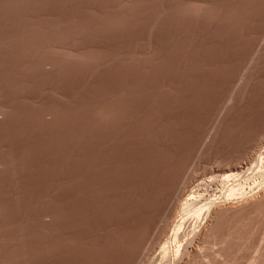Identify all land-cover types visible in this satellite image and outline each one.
<instances>
[{
    "label": "rangeland",
    "instance_id": "obj_1",
    "mask_svg": "<svg viewBox=\"0 0 264 264\" xmlns=\"http://www.w3.org/2000/svg\"><path fill=\"white\" fill-rule=\"evenodd\" d=\"M263 190L264 0H0V264H264Z\"/></svg>",
    "mask_w": 264,
    "mask_h": 264
},
{
    "label": "bare ground",
    "instance_id": "obj_2",
    "mask_svg": "<svg viewBox=\"0 0 264 264\" xmlns=\"http://www.w3.org/2000/svg\"><path fill=\"white\" fill-rule=\"evenodd\" d=\"M243 177V176H242ZM258 194H254V196L253 197H249L247 200H245V201H243V203L241 204V206H243L244 204L245 205H247L248 203H251V204H253V203H255V201H257V202H261V201H263L264 202V190L263 191H261L260 193L259 192H257ZM207 207V206H206ZM217 207V208H216ZM206 209V208H205ZM218 210H220V206H215V205H212V206H209V208L207 209V216L206 217H208V219H210V220H212V218L214 219H216V216H217V214H219L218 213ZM206 211V210H205ZM201 214V213H200ZM201 216V215H200ZM202 216H203V214H202ZM198 217V216H197ZM205 217V218H206ZM209 217H211V218H209ZM207 218L205 219V220H208ZM192 221V220H191ZM183 225V224H182ZM181 225V226H182ZM210 225V224H209ZM180 226V227H181ZM210 227H211V225H210ZM209 229H211V228H209ZM209 231V230H208ZM176 238V237H175ZM175 241H177V240H175ZM179 252V251H178ZM181 254V253H180ZM186 254V253H185ZM166 255V254H165ZM182 255H184V254H182ZM187 255V254H186ZM186 257V256H185ZM166 258V257H165ZM182 258H183V256H182ZM177 261V260H176ZM189 260H188V258H184V259H182V260H180V261H178V262H176L177 264H190L189 262H188Z\"/></svg>",
    "mask_w": 264,
    "mask_h": 264
}]
</instances>
